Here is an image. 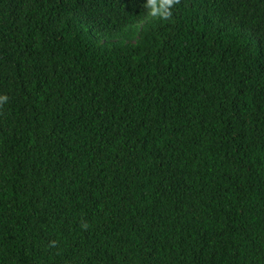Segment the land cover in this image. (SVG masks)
Returning <instances> with one entry per match:
<instances>
[{"label":"trees","instance_id":"trees-1","mask_svg":"<svg viewBox=\"0 0 264 264\" xmlns=\"http://www.w3.org/2000/svg\"><path fill=\"white\" fill-rule=\"evenodd\" d=\"M0 94V264H264V0H0Z\"/></svg>","mask_w":264,"mask_h":264},{"label":"clouds","instance_id":"clouds-1","mask_svg":"<svg viewBox=\"0 0 264 264\" xmlns=\"http://www.w3.org/2000/svg\"><path fill=\"white\" fill-rule=\"evenodd\" d=\"M179 4L180 0H142V7L146 11L147 17L158 21L171 20ZM8 101L7 94H0V106L5 105ZM83 227L87 228V224H84Z\"/></svg>","mask_w":264,"mask_h":264}]
</instances>
